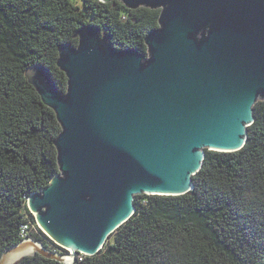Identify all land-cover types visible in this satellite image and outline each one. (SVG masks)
Segmentation results:
<instances>
[{"label":"water","instance_id":"obj_1","mask_svg":"<svg viewBox=\"0 0 264 264\" xmlns=\"http://www.w3.org/2000/svg\"><path fill=\"white\" fill-rule=\"evenodd\" d=\"M116 1L159 9L145 54L83 24L76 46L58 48L64 92L44 65L24 70L60 127L58 171L26 207L61 250L26 238L4 249L0 264L96 255L133 214L134 196L183 195L205 150L241 149L253 106L264 101V0Z\"/></svg>","mask_w":264,"mask_h":264},{"label":"trees","instance_id":"obj_2","mask_svg":"<svg viewBox=\"0 0 264 264\" xmlns=\"http://www.w3.org/2000/svg\"><path fill=\"white\" fill-rule=\"evenodd\" d=\"M158 15L116 0H0V255L26 238L61 250L26 207L28 195L58 171L53 141L60 127L25 68L44 65L64 92L58 48L76 46L81 25L98 27L116 48L145 54L144 38ZM253 117L241 149L205 150L191 191L134 196L133 214L103 249L77 254L73 264H264V101L254 104ZM15 264L64 263L36 254Z\"/></svg>","mask_w":264,"mask_h":264},{"label":"built area","instance_id":"obj_3","mask_svg":"<svg viewBox=\"0 0 264 264\" xmlns=\"http://www.w3.org/2000/svg\"><path fill=\"white\" fill-rule=\"evenodd\" d=\"M22 235H24V232L22 231Z\"/></svg>","mask_w":264,"mask_h":264}]
</instances>
